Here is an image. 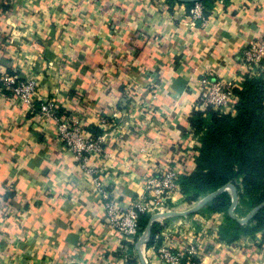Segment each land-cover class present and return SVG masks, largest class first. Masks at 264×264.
I'll return each instance as SVG.
<instances>
[{"label":"crops","instance_id":"obj_1","mask_svg":"<svg viewBox=\"0 0 264 264\" xmlns=\"http://www.w3.org/2000/svg\"><path fill=\"white\" fill-rule=\"evenodd\" d=\"M193 6L0 0V74L34 79L37 98L55 99L86 134H106L104 152L87 166L122 206L176 157L198 153L202 133L189 120L195 112L209 118L196 108L201 79L242 75L243 47L264 38V0H214L200 19ZM79 165L52 120L0 90V264H141L135 244L108 226L91 173ZM220 213L157 219L144 256L157 264L158 246L185 244L193 231L202 232L198 264H264V230L226 237ZM126 245L136 252L129 262Z\"/></svg>","mask_w":264,"mask_h":264},{"label":"built area","instance_id":"obj_2","mask_svg":"<svg viewBox=\"0 0 264 264\" xmlns=\"http://www.w3.org/2000/svg\"><path fill=\"white\" fill-rule=\"evenodd\" d=\"M205 6L202 2H195L190 9L193 19L203 18ZM241 60L244 66L243 74L229 80L216 79L212 72H207L200 81V95L196 108L202 111H214L218 114H229L235 109L237 97L235 88H240L243 76L258 77L264 74V38L249 41L242 49ZM0 90L8 93L20 105L32 111H37L44 119L52 120L56 125V139L64 145L74 156L79 166L91 173L94 190L98 202L104 209L108 226L117 231L123 241L133 246L143 231L140 230V216L152 215L157 212L169 211V201L174 195H182L178 178L187 173L189 167L183 157H176L173 164H168L158 173L152 174L145 181L143 191L126 206L114 201L105 187L101 175L87 166V161L93 155L104 152L105 133L86 134L75 115L60 113L56 100L37 98L38 89L34 79H24L15 71L0 74ZM106 123V121H104ZM195 151L186 155L194 162ZM201 233L189 231L185 244L172 239L171 245H161L155 250L157 264H198L200 258ZM135 250L124 246L123 258L130 261ZM145 257V256H144ZM147 264L148 259L145 257Z\"/></svg>","mask_w":264,"mask_h":264},{"label":"trees","instance_id":"obj_3","mask_svg":"<svg viewBox=\"0 0 264 264\" xmlns=\"http://www.w3.org/2000/svg\"><path fill=\"white\" fill-rule=\"evenodd\" d=\"M212 1L200 2L206 5ZM194 3L186 4L190 7ZM234 93L237 100L232 113L209 111L206 120L200 112H195L189 120L195 132L202 133L194 157L195 167L178 178L182 194L189 203L227 183L236 187L241 198L250 200L253 208L264 201V75L243 76L240 88H235ZM230 204L231 196L224 191L204 208L212 212H228ZM149 217L148 214L140 216V230L145 229ZM232 220L235 227L231 230V237L263 231L264 207L246 224ZM155 232L156 223H153L148 244L152 243Z\"/></svg>","mask_w":264,"mask_h":264},{"label":"water","instance_id":"obj_4","mask_svg":"<svg viewBox=\"0 0 264 264\" xmlns=\"http://www.w3.org/2000/svg\"><path fill=\"white\" fill-rule=\"evenodd\" d=\"M183 3L187 2H200L202 0H177ZM230 190L231 192V204L228 208V214L230 215L231 218L236 220L240 224H246L248 223L254 214L258 212L260 209L264 207V201L257 205L256 207L252 208L245 217L239 218L234 212V209L238 203V192L236 187L232 183H227L223 185L222 187L218 188L217 190L207 194L206 196L202 197L196 205L191 207L190 209H187L186 211H175V210H169V211H164V212H157L155 214H152L149 217V221L142 233V235L138 238V240L135 242V250L138 253L139 261L141 264H147L145 261L144 253H143V247L147 245L150 241L151 238V232H152V225L153 223L159 219V218H164V217H169V216H175V217H186L192 214H195L199 212L202 208L205 207V205L211 201L214 197L219 195L220 193ZM68 264H80L77 262H72Z\"/></svg>","mask_w":264,"mask_h":264},{"label":"rangeland","instance_id":"obj_5","mask_svg":"<svg viewBox=\"0 0 264 264\" xmlns=\"http://www.w3.org/2000/svg\"><path fill=\"white\" fill-rule=\"evenodd\" d=\"M202 197H200V198H202ZM200 198L197 201L189 203L185 199L184 196L174 195L173 201L172 200L169 201V205H168L169 207L167 210H181V208H183V207L186 209H190L191 207L196 205V203L200 200ZM252 208H253V205L250 202V200L242 197L240 200V203L235 208V214L239 218L245 217L247 215V213ZM162 211H165V210H162ZM209 213H212L211 209H209V208H204L203 210L197 212V214H199L201 216H206ZM195 215L196 214H192V215L188 216L187 221L190 220L192 217H195ZM220 215H222V218L220 220L221 221L220 227H223V230L225 232L224 233L225 236L230 237L232 235L231 230L233 229V227H235L234 221L232 220L231 217H229L227 211H224L222 214L220 213Z\"/></svg>","mask_w":264,"mask_h":264}]
</instances>
